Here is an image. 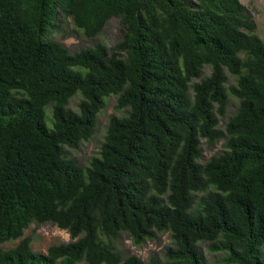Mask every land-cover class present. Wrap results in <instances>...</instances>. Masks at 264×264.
<instances>
[{
	"label": "trees",
	"instance_id": "obj_1",
	"mask_svg": "<svg viewBox=\"0 0 264 264\" xmlns=\"http://www.w3.org/2000/svg\"><path fill=\"white\" fill-rule=\"evenodd\" d=\"M122 38L71 53L52 34L72 19ZM240 0H0V264H264V39ZM211 74L203 76V70ZM228 74L235 84L227 88ZM199 82L193 83L194 80ZM81 94L79 111L68 108ZM117 96L99 157L69 158ZM239 105L218 130L230 97ZM51 108V115L48 114ZM224 150L202 165V140ZM71 241L47 253L25 231ZM170 232L165 260L124 255Z\"/></svg>",
	"mask_w": 264,
	"mask_h": 264
},
{
	"label": "rangeland",
	"instance_id": "obj_2",
	"mask_svg": "<svg viewBox=\"0 0 264 264\" xmlns=\"http://www.w3.org/2000/svg\"><path fill=\"white\" fill-rule=\"evenodd\" d=\"M247 9L248 14L251 15L256 23L257 34L264 39V0H240ZM52 38L63 45L71 52L75 53L84 48L93 46L94 44H104L108 49L115 46L122 38L121 21L118 18L111 19L105 26L103 32L94 39L87 38L86 36L79 34L75 31V27L72 19H68L63 25L62 29L52 34ZM211 68L206 67L203 70V78L211 74ZM227 88L235 84V77L228 74ZM200 79L192 82H199ZM117 96H112L107 100V107L103 109L98 116V124L96 133L89 142H83L81 147L77 150L66 148L68 156L74 159L80 166L88 167L91 160L95 157H99L101 153L102 145L105 141L107 127L109 120L112 116L123 117L127 115L126 110L117 109ZM81 101V94L78 93L74 96L69 103L68 108L73 111H79V103ZM239 105V100L233 96L230 97L227 107L226 115L219 116L218 130L225 132V126L229 117L234 113ZM48 114L51 115V108L48 107ZM225 140L221 139L214 144H209L207 140H202V156L199 162L204 165L212 157L221 153L224 148ZM32 237V249L36 253L45 254L48 248L52 245L69 243L71 241L70 235L67 231L59 229L52 224L46 225H32L25 231V237ZM19 243V240L0 244V250H5L15 247ZM117 245L124 255H136L144 263H148L152 257H155L161 261L165 260V253L169 248L174 247V240L172 239L170 232L159 233L155 240L147 241L141 246H136L132 240L126 235H122L117 242ZM200 249L204 255L207 264H222L220 261L223 258V254H213L208 250L206 243L200 244ZM79 264H87L82 261Z\"/></svg>",
	"mask_w": 264,
	"mask_h": 264
}]
</instances>
